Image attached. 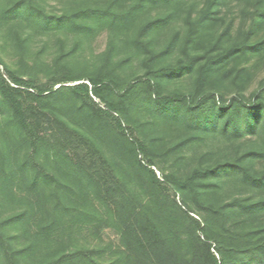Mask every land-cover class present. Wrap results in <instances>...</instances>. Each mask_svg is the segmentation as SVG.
<instances>
[{"label":"rangeland","instance_id":"obj_1","mask_svg":"<svg viewBox=\"0 0 264 264\" xmlns=\"http://www.w3.org/2000/svg\"><path fill=\"white\" fill-rule=\"evenodd\" d=\"M16 1L0 0V14ZM209 1H145L141 6V0H35L53 16L86 7L133 11L129 25L118 28L102 23L91 33L44 30L24 19L0 17V71L8 69L38 84H54V90L62 86L65 77L75 81L64 86L87 83L89 78L112 81L105 97L117 105L109 117L99 112L108 110L94 96L70 92L48 100L44 110L89 140L100 159L87 155L83 143L69 146L75 161L41 144L37 160L56 181L38 177L34 183L36 172L26 159L25 132L15 125L0 100V147L7 154L5 164L0 158V264H49L80 252H88L89 260L96 264H139L135 258L144 261L152 254L137 251L127 226L139 231V226L150 222L180 255L174 259L206 264L201 256L205 244L223 264H264V184L249 181L239 169L223 168L240 164L256 177L264 176V115L251 133L244 129L238 136L225 130L227 112L218 108L232 100L246 105L245 109L254 102L264 108V53L244 64L247 70L242 73L233 62L214 68L199 86V71L205 61L243 40L252 11L249 0L216 3L215 17L205 25L201 40L187 44L191 24L198 21ZM166 18L163 25L143 35L148 23ZM231 23V30L220 41ZM263 38L264 27L251 41ZM180 64L184 65L179 72H162L178 69ZM147 74L162 94H183L195 103L208 99L205 109L213 106L209 111L218 122L204 128L190 124L182 115L169 118L158 112L140 88L132 89L129 99L121 98L125 88ZM115 118L135 127L148 144V157L155 162L153 169L164 182V190L149 184L130 140L113 129ZM59 132L52 125L41 131V137L48 140ZM221 165L220 170L210 172ZM197 170L208 173L191 186L180 187L165 179L170 176L185 181ZM97 184L118 186L125 204L105 195ZM119 196L118 192L115 197ZM115 201L121 208H116ZM237 242L253 249L231 263L235 255L230 252H238ZM83 257L65 264H90Z\"/></svg>","mask_w":264,"mask_h":264},{"label":"trees","instance_id":"obj_2","mask_svg":"<svg viewBox=\"0 0 264 264\" xmlns=\"http://www.w3.org/2000/svg\"><path fill=\"white\" fill-rule=\"evenodd\" d=\"M145 1L150 2L151 4H171L180 0H141L140 5L142 6ZM221 1L222 0L209 1L206 10H204L198 21L191 24L188 33L187 44L193 42L195 39L201 40V37H199L201 36L200 34H202L201 32L205 28V25H207L208 21H212L214 19L216 14V3L219 5L221 4ZM249 1L252 4V11L250 13L248 30L244 35L243 40L240 43L234 44L226 48L224 51L213 55L207 59V61H205V64L199 71V86L204 83L209 73L214 68H223L224 66H227L233 62L234 66L237 67L235 69H239V73H242L247 70V67H244V64L248 65L249 62L255 60V57H258L264 53V38L260 41H251L253 36L259 34V32H261L264 27V0ZM140 5H138V7H140ZM132 10H135V8ZM132 13L133 11L131 10L121 12L113 9V6H108L106 8H79L70 14L53 16L40 8L36 4L35 0H17L14 2V4L2 11L0 17L1 19L7 21L24 19L31 25L39 26L44 30L66 28L77 32L85 31L91 33L95 32L97 25L102 23H108V25L111 27L123 28L125 25H129L130 21L133 19L134 16ZM166 21L167 18L148 23L143 28V35L147 32V30L155 29L160 25H163ZM231 28L232 23L229 24L221 33L219 37L220 41H222V38L229 33ZM198 60V58L194 59L192 63L185 65L186 68H190L191 65ZM183 65L184 64L178 65L176 67L178 69L165 68L162 70V72H179L183 69ZM147 76L148 74L146 76L140 77L139 80L133 82L128 89L125 88L124 95L121 98L129 99L132 89L135 90L140 88L143 90L146 97L153 101L158 112L169 116V118L176 119L182 115L183 118L186 119V121L190 124H194L196 127H199L198 125H203L204 128H212L215 123L218 122L217 116L215 117V114L212 111H209L213 108V106L209 110L205 109V107H207L206 105L209 106L208 99H203L201 102L195 103L189 98V96L183 94H162L159 90V86H157V84ZM72 81L75 80L71 77L62 78L60 82L62 86L59 89L54 90V84H38L34 79H25L8 69L0 71V100L10 111L15 125H17V127L23 133L25 132L28 143L27 145L29 147L26 159L27 162L29 161L32 164L36 172L34 183L40 177L47 181H56L53 175L48 173L45 167L37 160V153H39L41 144L48 145V147H50L53 151H62L70 158L71 161H75L76 157L74 154H72L69 146H71L73 143H76V145L83 143L87 146L89 151L87 155L100 159V153L95 149L94 145L89 140L84 138L78 132L67 127V125L62 122L54 113H47L44 110V104L50 99H57L59 96L70 92L77 95H83L87 98L94 96L100 99V101L105 104L108 110H99V112L111 117L112 114L110 111L116 110L117 105L114 102H110L105 97V92L111 87L113 82H104L97 78H89L87 83L82 82L75 86H64V84L72 83ZM242 107H244V109ZM246 107V105L237 103L235 100H232L227 105H218V108L227 112V121L223 126L226 131H229L230 129L231 132H234L239 136L244 131V129L251 133L256 128L260 117L264 115V108H262L260 103L256 102L252 104L251 108L245 109ZM241 109L244 111L242 119L240 114ZM52 125L60 130V134H54L48 138V140H45L43 137H41V131L45 128L51 127ZM113 129H115L120 136L126 137L130 140L135 156L140 157V167L147 172L149 184L159 191L164 190V182L159 178L155 169H153V167H155V162L148 157L149 146L138 134L137 129L133 126L126 125L121 119L118 118L114 119ZM0 158L3 162L2 164H5L7 160V154L1 147ZM221 167L222 165L213 168L210 170V172L218 171L221 169ZM91 168L93 169V166L89 167V169ZM223 168H227L225 171L231 169L233 170L235 168L239 169L241 174L249 181H252L256 184H264V176L256 177L249 171V169L243 167L240 164H225ZM207 173V170H197L193 172L185 181H180L170 176H165V179H171L175 185L186 187L193 185V182L197 178L205 176ZM100 187L104 189L105 195L110 194L109 196H113V199H122V204H125L126 199L121 194L120 188L118 186H115L114 184L113 187ZM100 187L98 185V189H100ZM118 192L120 193V196L117 198L115 196L118 194ZM114 203L117 206L116 208H121L118 206L119 203L117 204L116 201ZM151 223L152 222H150L147 226H139V231H134V226H127L129 232L128 235L132 234L134 240L136 241L135 245L137 251L145 253L150 252V254H152L151 258L147 257L144 261H139L138 258H135L137 261L134 262L139 264H188L183 259H174L176 257H180V255L178 253V255H176L175 250H172L170 245L167 244V240L162 235L158 226H152ZM236 247L238 252H230V256L235 255V258L232 259L231 263L236 262L237 256L239 257L242 253H244V255L250 254L249 252L253 249L249 246L241 244L240 242H237ZM89 256L90 255L88 252H80L79 254L65 256L49 264H65L69 260L72 261L74 259H76L75 261H81L80 257L89 260ZM201 256L203 257L202 259L206 262V264H223V262L219 261L212 253H210L208 246L205 244L202 245ZM239 261L240 259H238V262ZM89 263L96 264V262H94L92 259L89 260ZM229 263L230 262H227V264ZM11 264L16 263L12 261Z\"/></svg>","mask_w":264,"mask_h":264}]
</instances>
